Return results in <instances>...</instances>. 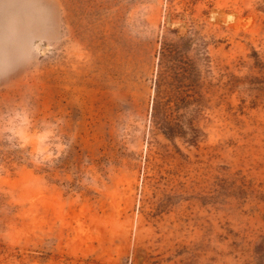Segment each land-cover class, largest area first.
<instances>
[{
	"label": "rangeland",
	"instance_id": "374dc122",
	"mask_svg": "<svg viewBox=\"0 0 264 264\" xmlns=\"http://www.w3.org/2000/svg\"><path fill=\"white\" fill-rule=\"evenodd\" d=\"M186 41L197 84L153 118ZM253 52L264 0H0V264H259Z\"/></svg>",
	"mask_w": 264,
	"mask_h": 264
},
{
	"label": "trees",
	"instance_id": "16d2710c",
	"mask_svg": "<svg viewBox=\"0 0 264 264\" xmlns=\"http://www.w3.org/2000/svg\"><path fill=\"white\" fill-rule=\"evenodd\" d=\"M178 40H182V38H178ZM163 48L160 51L159 63L158 67L160 71H158L157 78L155 79L154 84V101L152 107V116L155 118L159 108L164 103H169L170 87H173V82L168 83L170 79V75H175L176 77V85L187 83V88L190 90L197 84V77L201 73V70L195 62L189 56H186L184 53L191 48L190 41H186L182 45H177L173 42H165L162 44ZM252 57L256 65L260 68L264 67V63L261 62L259 56L253 52ZM180 89V87H178ZM180 95V94H177ZM185 97H190L189 95ZM158 115V114H157ZM160 120L163 121L162 129L165 136H171L172 128L170 124L163 120V118L159 117ZM256 253L258 254V263L264 264V237L263 242L260 244L258 248H256Z\"/></svg>",
	"mask_w": 264,
	"mask_h": 264
},
{
	"label": "water",
	"instance_id": "95a60500",
	"mask_svg": "<svg viewBox=\"0 0 264 264\" xmlns=\"http://www.w3.org/2000/svg\"><path fill=\"white\" fill-rule=\"evenodd\" d=\"M37 48H39L42 51L44 50V49L40 48V45L39 44H37Z\"/></svg>",
	"mask_w": 264,
	"mask_h": 264
}]
</instances>
